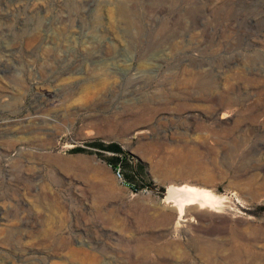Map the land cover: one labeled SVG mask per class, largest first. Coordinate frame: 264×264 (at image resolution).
I'll return each instance as SVG.
<instances>
[{
  "label": "rangeland",
  "instance_id": "1",
  "mask_svg": "<svg viewBox=\"0 0 264 264\" xmlns=\"http://www.w3.org/2000/svg\"><path fill=\"white\" fill-rule=\"evenodd\" d=\"M0 264H264V0H0Z\"/></svg>",
  "mask_w": 264,
  "mask_h": 264
},
{
  "label": "bare ground",
  "instance_id": "2",
  "mask_svg": "<svg viewBox=\"0 0 264 264\" xmlns=\"http://www.w3.org/2000/svg\"><path fill=\"white\" fill-rule=\"evenodd\" d=\"M172 190L176 195L175 200H167L164 202L166 207L177 212L179 220L183 219L184 214L191 216V218L196 217L200 219L205 211L210 213L214 211L216 213V209L221 203L215 194L208 189L182 185L175 186Z\"/></svg>",
  "mask_w": 264,
  "mask_h": 264
},
{
  "label": "trees",
  "instance_id": "3",
  "mask_svg": "<svg viewBox=\"0 0 264 264\" xmlns=\"http://www.w3.org/2000/svg\"><path fill=\"white\" fill-rule=\"evenodd\" d=\"M92 148H95L98 150V155L101 157H104V153L109 152L117 155L116 157H110L105 158L113 168H115L117 171H119V174L121 176H125L124 167L126 166L125 158H120L121 155H123L124 150L122 146L116 142L109 143V144H102V143H91L89 145ZM88 150L82 147H77L71 150L70 153H87ZM134 191H139L140 189L136 186H133L131 183H127Z\"/></svg>",
  "mask_w": 264,
  "mask_h": 264
},
{
  "label": "water",
  "instance_id": "4",
  "mask_svg": "<svg viewBox=\"0 0 264 264\" xmlns=\"http://www.w3.org/2000/svg\"><path fill=\"white\" fill-rule=\"evenodd\" d=\"M173 187H175V186H173ZM173 187H170L169 189H168V199L169 200H175V193L173 192V190H172V188Z\"/></svg>",
  "mask_w": 264,
  "mask_h": 264
}]
</instances>
